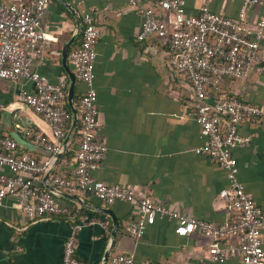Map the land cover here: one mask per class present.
Returning a JSON list of instances; mask_svg holds the SVG:
<instances>
[{
  "label": "crops",
  "instance_id": "obj_1",
  "mask_svg": "<svg viewBox=\"0 0 264 264\" xmlns=\"http://www.w3.org/2000/svg\"><path fill=\"white\" fill-rule=\"evenodd\" d=\"M184 1L186 14H196L203 3V0ZM243 1L212 0L209 7L236 18ZM140 2L155 6L156 0ZM261 10L260 4L248 7L242 23L245 31L256 28ZM86 11L92 13L99 29L93 69L100 127L95 135L108 147L102 166L92 175L107 184L127 186L136 195L149 197L182 216L215 223L228 220L227 209L219 197V191L228 184L225 170L193 150L205 141L194 118V89L183 74L171 69L169 50L155 35L138 39L141 16L127 0H49L41 17V28L51 40L40 52L32 54V66L53 82L66 78L68 96L67 69L75 75L70 54L80 42L82 16ZM163 14L172 20L171 12ZM71 38L65 67L62 48ZM261 48L258 64L261 70L252 68L243 78L224 79L218 88L208 90L206 100L212 102L233 94L262 109L261 115L247 117L240 123L239 133L248 135L250 140L232 152L239 180L264 209V39ZM33 87L29 79L12 81L0 77V103L5 106L0 113V134L16 139L20 152H27L41 162L48 161V168L35 177V185L68 206L70 214L31 218L17 205L15 196L5 197L0 204V264H61L64 240L71 226L83 217L94 222L77 231L76 253L89 264H103L107 251L110 253L106 264L114 253L132 254L134 264H243L238 255L221 263L210 261L206 251L212 239L199 230L178 235L174 230L178 221L174 219L157 217L147 225L143 236L135 240L124 231L126 223L136 217L134 203L117 199L107 205L89 192L55 187L54 175L74 180L79 119L64 147L71 116L60 152L54 154L35 147L22 127L30 124L48 136L51 129L40 114L18 98L21 91L30 92ZM84 88L75 75L72 101L76 108L74 95H80ZM66 102L69 104L67 97ZM0 172L11 174L5 166H0ZM63 194L78 195L81 201ZM94 206L112 209L118 221L114 240L111 216ZM226 241L221 240L223 244Z\"/></svg>",
  "mask_w": 264,
  "mask_h": 264
},
{
  "label": "built area",
  "instance_id": "obj_2",
  "mask_svg": "<svg viewBox=\"0 0 264 264\" xmlns=\"http://www.w3.org/2000/svg\"><path fill=\"white\" fill-rule=\"evenodd\" d=\"M127 1L141 16L138 39L155 35L169 50L171 69L183 74L194 89V118L205 141L193 150L225 170L228 184L219 191V197L227 209L228 220L215 223L182 216L149 197L136 195L127 186L107 184L92 175L102 166L108 147L95 135L100 127L93 69L99 29L89 11L82 16L80 42L70 54L75 75L85 86L77 106L79 143L74 180L54 175L53 185L72 192H89L107 205L117 199L134 203L136 217L126 223L124 231L135 240L143 236L147 225L157 217L174 219L178 221L174 229L178 235L199 230L212 239L206 251L210 261L221 263L238 255L243 264H264V209L239 180L237 160L232 152L250 140L248 135L239 133L240 123L247 117L261 115L262 109L235 95H224L212 102L206 100L208 90L218 88L224 79L243 78L252 68L261 70L258 64L264 39V0H244L236 18L212 10L209 7L212 0H203L196 14L185 13L184 0H156L155 6L143 5L140 0ZM48 4L49 0H0V77L32 81L33 90L21 91L18 98L46 120L51 136L30 124L21 127L32 143L55 154L62 148L72 116L64 105L68 81L61 78L53 82L32 66V54L40 52L51 40L41 28V17ZM258 4L262 10L256 28L245 31L242 23L246 10ZM163 11L171 12L172 20H167ZM4 108L0 103V113ZM16 126L20 125L16 123ZM48 164L20 152L16 139L0 134V166L11 171V174L0 172V204L5 197L15 196L17 205L31 218L70 214L68 206L35 185V177ZM93 222L94 219L83 217L71 226L63 243L61 264H89L77 256V231ZM221 240L227 241L223 244ZM108 264H134V258L129 253H114L109 256Z\"/></svg>",
  "mask_w": 264,
  "mask_h": 264
},
{
  "label": "water",
  "instance_id": "obj_3",
  "mask_svg": "<svg viewBox=\"0 0 264 264\" xmlns=\"http://www.w3.org/2000/svg\"><path fill=\"white\" fill-rule=\"evenodd\" d=\"M80 27V26H79ZM73 41V38L69 39V41H67L63 48H62V62H63V65L65 67H67V64H66V58H67V52H68V48L70 46V44L72 43ZM67 69V68H66ZM68 73H69V78H70V85H69V89H68V96H67V99H68V102L69 104L71 105L72 107V124H71V127L65 137V141H64V147L67 146V143L69 142V140L71 139V136L74 132V130L76 129L77 127V124H78V119H79V115H78V109L74 106L73 104V94H74V83H75V75L72 71L68 70ZM33 145L35 147H41L39 145H36L33 143ZM44 149V148H43ZM46 152H49L48 150L45 149ZM54 187V186H53ZM63 195H67V194H63ZM67 196H70V197H73L75 199H78L80 200V197L78 195H67ZM81 201V200H80ZM95 209H98L99 211L101 212H104L108 215L111 216L112 220H113V227H112V230H111V235H112V240H114V238L116 237V233H117V230H118V221L112 211L111 208L109 207H104V206H94ZM109 251H107L104 255V263L103 264H106V260L108 258V255H109ZM149 264H156V263H149Z\"/></svg>",
  "mask_w": 264,
  "mask_h": 264
},
{
  "label": "trees",
  "instance_id": "obj_4",
  "mask_svg": "<svg viewBox=\"0 0 264 264\" xmlns=\"http://www.w3.org/2000/svg\"><path fill=\"white\" fill-rule=\"evenodd\" d=\"M227 95H228V96H234L233 94H227ZM235 96H236V95H235ZM79 99H80V95L75 94V95H74V101L76 102V106H78ZM64 105L66 106V108H67L68 110H70V106H69V104H68L66 101H65Z\"/></svg>",
  "mask_w": 264,
  "mask_h": 264
}]
</instances>
